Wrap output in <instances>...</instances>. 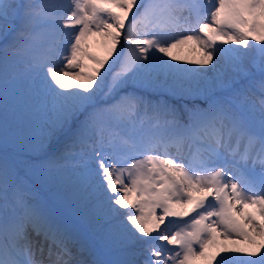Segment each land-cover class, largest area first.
I'll return each instance as SVG.
<instances>
[{
  "label": "snow or ice",
  "instance_id": "6c2138e0",
  "mask_svg": "<svg viewBox=\"0 0 264 264\" xmlns=\"http://www.w3.org/2000/svg\"><path fill=\"white\" fill-rule=\"evenodd\" d=\"M186 44L212 69L170 62ZM20 63L50 106L40 146L64 137L58 155L24 165L55 178L71 159L72 182L29 187L0 150V264H44L29 226L36 252L57 249L53 264H88L69 245L91 254L95 236L119 258L91 264H264V0H0V86ZM168 217L183 223L161 230Z\"/></svg>",
  "mask_w": 264,
  "mask_h": 264
},
{
  "label": "rangeland",
  "instance_id": "374dc122",
  "mask_svg": "<svg viewBox=\"0 0 264 264\" xmlns=\"http://www.w3.org/2000/svg\"><path fill=\"white\" fill-rule=\"evenodd\" d=\"M63 2V0H61ZM135 11V9H134ZM203 22H208L204 21ZM69 31V30H65ZM98 38L93 37L90 40L92 44L91 51L99 57L105 56V49L97 42ZM219 46V45H218ZM227 47H234V45H227ZM193 49L192 51L190 49ZM174 54V53H173ZM159 55V54H158ZM175 55V54H174ZM254 55V53L252 54ZM181 59L178 61H170L173 63H179L184 68H198L202 67L203 70L212 69V65L199 66L191 63V61L200 59L199 52L194 48L193 45L189 44V50L185 51L180 55ZM112 59H115V54ZM165 59H170L165 57ZM214 58V63H215ZM56 63L61 66L66 63L62 57L56 58ZM111 63V59L109 61ZM223 64V61L220 62ZM107 65L105 69H107ZM118 67V65L116 66ZM105 69L101 71L104 72ZM10 71L17 73L16 80L11 83L6 89L0 86V150H7L16 157L21 166V178L28 184L29 187H36L42 191H47L50 187V183L53 179H61L65 183L72 182V160L69 159L65 162L66 169L62 177H44L42 178L38 173L24 165V161L34 160L36 162L47 160L51 157L58 155L64 150V137L62 134H58L51 139L45 140L43 147L40 146V141L44 138V133L47 127V121L50 118V106L49 109H45L46 104V93L42 88H38L33 83L35 73L30 72L24 63H20L14 67H10ZM115 70V68L113 69ZM221 70H223L221 68ZM69 71H79V69H70ZM73 80L74 87L70 84V80ZM107 80H111V75L107 76ZM65 83L71 85L68 89L70 92L81 91L78 87L84 81L80 78H74L72 76L65 78ZM59 90V89H58ZM106 90V89H105ZM127 91H132V86L127 87ZM124 91L113 93L108 97H104L101 94V106L106 104L114 103L115 100L119 99L121 95H124ZM258 92L253 95V99L259 102ZM199 98L196 97H171L169 102L175 104L176 107L182 108L185 104L188 107L192 106V101L196 100L199 103ZM29 179L35 180L38 184H33ZM36 185V186H35ZM39 186V187H38ZM119 194V193H118ZM196 195V193H193ZM129 203H131L129 201ZM191 207V206H189ZM179 210V209H178ZM121 212L133 211V209H120ZM159 214V210H157ZM191 215H194L192 213ZM189 217H185L187 220ZM123 219V217H121ZM170 220H175L177 223L182 224L183 221L178 218L168 217L165 222L161 225V230L168 226ZM153 236L156 235L154 232ZM150 239V238H149ZM89 243L92 246V252L83 253V259H91L88 264H91L92 260H115L119 258V254L114 247L105 246L104 242L100 240L98 236L91 237ZM97 245L99 248H97ZM169 248L173 247L171 245ZM100 249V250H99ZM80 255V254H79ZM80 255V256H82ZM219 259V257L217 258ZM215 264V262H213Z\"/></svg>",
  "mask_w": 264,
  "mask_h": 264
},
{
  "label": "bare ground",
  "instance_id": "6f19581e",
  "mask_svg": "<svg viewBox=\"0 0 264 264\" xmlns=\"http://www.w3.org/2000/svg\"><path fill=\"white\" fill-rule=\"evenodd\" d=\"M187 15V14H186ZM206 21H208L207 19H205ZM204 20V21H205ZM189 50V44H186V45H183L181 46L179 49H174L173 50V53L177 56H180L182 55L185 51ZM191 51L193 50L192 48L190 49ZM70 84H72V87H74V83H73V80L71 79L70 80ZM29 229V228H28ZM28 239L30 241H33L34 242V245L35 246H38L39 242H40V237L36 236L34 234V232L32 231H28ZM32 245V244H31ZM56 257V256H55Z\"/></svg>",
  "mask_w": 264,
  "mask_h": 264
}]
</instances>
